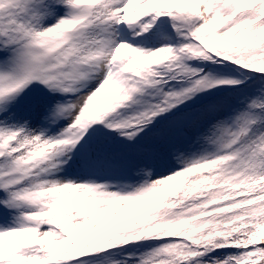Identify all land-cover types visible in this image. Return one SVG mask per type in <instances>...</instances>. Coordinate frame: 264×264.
Instances as JSON below:
<instances>
[{"label":"rangeland","instance_id":"374dc122","mask_svg":"<svg viewBox=\"0 0 264 264\" xmlns=\"http://www.w3.org/2000/svg\"><path fill=\"white\" fill-rule=\"evenodd\" d=\"M144 1L131 10L132 17L144 21L143 30L135 37L139 44L127 46L117 38L114 21L122 1L106 0L79 28L68 51L55 56L48 70L39 73L30 72L42 60L37 45L52 57L58 38L55 24L82 0H4L0 4V31L9 50L0 57V92L18 71L34 78L25 96L0 100V151L3 146L10 149L0 160V264H170L176 257L174 244L151 247L139 240L130 249L108 256H99L98 246L111 237L109 244L116 242L112 235L121 220L170 197L177 205L189 197L186 191L195 192L196 197L210 188L226 187L216 183L212 172L229 164L234 156L233 162L250 155L247 159L253 163L252 169L264 168V162L256 161L264 160L263 142L254 154L247 145L257 120L264 115V96H256L247 109L245 97L235 89L244 78L241 70L216 50L217 57H212L200 47L210 41L221 43L213 35L220 31L227 14L260 16L264 0H208L209 15L200 6L201 0H184L178 10L163 8L161 13V7L144 8ZM214 23L215 31L208 35L209 25ZM125 47L134 52L131 64L110 73L115 50ZM246 47L254 58L264 54V43L259 48L249 40ZM205 61L213 65L209 67ZM214 67L219 69L211 72ZM126 72L130 74L125 76ZM95 91L100 93V101L92 117L94 160L67 168L63 155L48 147L72 130L74 116ZM53 122L58 125L55 129ZM12 137L16 141L9 144ZM216 157L223 158L221 166L197 174L205 175V181L193 187L189 182L192 177L173 182L179 169ZM242 169L246 171L244 181L253 179L250 169ZM122 205L125 207L119 209ZM40 211H52L54 218L44 222L38 232L4 236L6 228ZM110 212L115 213V219L103 223ZM157 215L151 216L154 222ZM249 216L264 228V219L258 220L264 218V211ZM249 216L240 219L243 235L253 231ZM92 222L95 231L86 228ZM129 223L125 229H140L136 219ZM57 234L73 244V248L62 247L66 255L45 240ZM83 243H89L84 251L88 256L75 260L73 256L81 252ZM45 244L46 252L38 254L37 247ZM234 251L193 264H242L241 259L251 256L238 259ZM52 252L61 253V258L55 261L49 255Z\"/></svg>","mask_w":264,"mask_h":264},{"label":"trees","instance_id":"16d2710c","mask_svg":"<svg viewBox=\"0 0 264 264\" xmlns=\"http://www.w3.org/2000/svg\"><path fill=\"white\" fill-rule=\"evenodd\" d=\"M175 1L160 0L159 2L172 4ZM178 2L179 0L176 1V3ZM209 2L208 0L200 1V6L203 7L204 13L207 15H209L207 13ZM226 18V22L220 31L213 35V38L217 37L221 43L216 45L213 41H210L205 44L210 51L216 53L214 51L216 50L221 57L224 55L229 61L232 60V64L237 68L242 67L252 75H259L258 80L236 89L245 97L243 105L246 103L248 109L250 103L256 100L254 99L256 96L260 98L264 96V54L254 58L245 49L249 40H252L255 45H259V48L262 47L264 43V20L259 15L254 16L246 13L236 17L227 14ZM216 23L209 25L211 29L209 28L208 35L215 31L213 25ZM218 69L214 67L211 72ZM242 76L247 77L249 75ZM244 81L243 78L238 83L241 84ZM257 125L254 132L247 138V145L253 149V154L254 149L259 144L262 142L264 144V115L257 120ZM247 157L243 156L218 171L212 172L215 173L216 183H223L226 187L210 188L207 193L196 197L195 192L186 191L184 193L189 197L177 205L172 201H166L158 208L142 212L137 217L140 229H125L124 227H127L130 221L121 223L117 227V233L113 234V239L121 242L134 237L136 239L140 234L138 232H144L145 234H147V231L151 232V235L147 237L155 240L150 244L151 247H162L168 244L177 246L176 257L172 260H178V264L201 263L206 258L228 254L232 250H235L233 253L238 259L251 255L249 258L241 259L242 264H264V228L257 223L255 225L256 220L251 221L254 218L249 216L251 213L254 214L255 211L257 213L264 211V168L262 170L252 169L253 163L248 161ZM258 159L256 161L260 164L264 162L262 158ZM242 168L250 169L251 173L248 174H251L253 179L244 181L246 171ZM204 177L206 176L195 175L189 179V182L193 184L191 187L196 185L198 181H205ZM179 181L173 180L175 184L180 183ZM245 204L247 206H244ZM254 209L255 211H253ZM156 215L154 222L151 216ZM248 216V222L251 221L249 226L253 227V231H248L243 235L244 224L240 219ZM263 219L260 217L258 220L260 222ZM239 232L242 233L241 238ZM237 236L240 238L239 241L235 240ZM160 238L164 240L160 241ZM239 244L244 245V247L240 248ZM62 247L71 248L69 245L59 247V251L65 255L66 253L62 251ZM54 253L57 260L61 253ZM98 255L108 256L109 254L98 252ZM254 259L258 261L255 263ZM62 260L64 261V259ZM172 260H169L170 264Z\"/></svg>","mask_w":264,"mask_h":264},{"label":"bare ground","instance_id":"6f19581e","mask_svg":"<svg viewBox=\"0 0 264 264\" xmlns=\"http://www.w3.org/2000/svg\"><path fill=\"white\" fill-rule=\"evenodd\" d=\"M3 1L4 0H0V4H2L3 3ZM85 0H83V2H84ZM97 7V6H96ZM96 9V8H95ZM94 9V10H95ZM88 22H85L84 24H87ZM2 34V32L0 31V37H4V36H2L1 35ZM58 43V42H57ZM56 43V44H57ZM0 48H4V46H0ZM67 51V47H65L63 50H61V51H59V52H57V51H55V50H53V55H54V57L55 56H59V54L60 53H62V52H66ZM4 53H5V55H7L8 53H9V50L8 49H5V51H4ZM44 52H43V50L42 49H40V51L38 50V54L40 55V54H43ZM122 56H123V53H121V55L117 58V60L118 59H121L122 58ZM51 59H53V57H48V58H45V59H42L38 64H37V66H32L31 67V71L32 72H35V73H39V72H43V71H46V70H48V68H49V66H50V64L52 63V60ZM22 60V59H21ZM20 60V61H21ZM130 65V62H129V60H127L126 62H125V64H124V66L122 67V68H125V67H127V66H129ZM61 66H64L63 65V63H61ZM125 74V76L126 75H129L130 74V72H127V73H124ZM20 75L21 76H23V75H27V73H25V72H19V74H13L12 75V78H8V82H6V86L7 87H5V90H9V88L11 87V86H13L12 84H14V82H16V80L20 77ZM34 82V79H31V81H30V83H28V85L27 86H25L22 90H20L19 92H17L16 94H14V95H12V92H7V93H4V94H2V95H0V100H2L3 98L4 99H12V98H17V97H19V96H23L26 92H27V90H29L30 89V86H31V84ZM36 94H38V93H35V96H36ZM25 96V95H24ZM23 99H25V98H23ZM73 130V129H72ZM68 132H70V131H68ZM67 132V133H68ZM66 134V133H65ZM64 134V135H65ZM118 208L119 209H123V206H118ZM50 219V218H49ZM46 221V220H45ZM45 221H43V222H40V227H42L43 226V223L45 222ZM18 232H15V234H17ZM52 239H57L58 241H61V235L59 236L58 234L56 235V236H54ZM52 239H49L48 237H46V241L47 242H49V243H51L52 245H53V243H54V241L52 240ZM45 242V241H44ZM47 244H45V246H46ZM61 245H58V247H60Z\"/></svg>","mask_w":264,"mask_h":264}]
</instances>
